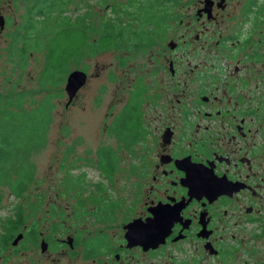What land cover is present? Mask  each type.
Instances as JSON below:
<instances>
[{
    "label": "flooded vegetation",
    "instance_id": "1",
    "mask_svg": "<svg viewBox=\"0 0 264 264\" xmlns=\"http://www.w3.org/2000/svg\"><path fill=\"white\" fill-rule=\"evenodd\" d=\"M186 1L169 50L117 78L130 84L112 126L126 163L118 142L98 166L109 180L128 169L130 193L86 196L75 211L48 200L57 210L42 222L32 211L29 226L18 208L17 257L29 245L30 264H264V0Z\"/></svg>",
    "mask_w": 264,
    "mask_h": 264
},
{
    "label": "rangeland",
    "instance_id": "2",
    "mask_svg": "<svg viewBox=\"0 0 264 264\" xmlns=\"http://www.w3.org/2000/svg\"><path fill=\"white\" fill-rule=\"evenodd\" d=\"M168 7V20L163 26L154 24H142L144 46L141 48L115 49L96 55H88L73 61L65 80L53 88L43 84V70L45 66V52L30 53L27 59H22L14 37L17 29L24 24L26 9L29 3L26 0H3L2 15L11 20L6 24L2 42V56L0 66V107L6 104H14L13 109L22 108L33 110L45 104L49 112L50 124L42 146H36L28 154H20L15 163L9 168L10 178L3 179L0 176V264H30L31 246L25 250L26 257H17L13 242L6 247L2 240L7 233V222L14 219L16 210L20 208L26 216V221L31 223L29 213L37 211L38 219L44 218L47 210L57 209L46 205L48 200H57L58 205L72 207V211L78 207L77 200L93 195H126L130 193L132 177L129 170L118 168L111 180L103 175L98 166L103 148H113L119 144L118 162L126 163V157L119 140L112 131L116 102L122 99L123 88L128 90L129 83L117 82V78L128 74V80L136 77V74L146 72L150 51L169 50L168 44L172 40L174 29L179 26V9L186 0H166ZM78 3V4H77ZM115 3L125 4L126 0H76L70 7L69 15L80 18L89 12L98 28L102 19L113 16L109 13L110 5ZM78 6H77V5ZM92 10V11H91ZM183 12V11H182ZM86 15V14H85ZM164 15V12H163ZM180 17V18H179ZM186 18V15L183 16ZM89 21V18H87ZM126 22H131L138 28V21L127 17ZM156 31L150 34L151 31ZM148 34V35H146ZM160 34V35H159ZM147 36V38H146ZM185 46L183 41H180ZM185 50H190V47ZM81 58V57H80ZM127 62V63H126ZM151 66V65H149ZM75 70H83L88 74L87 84L78 92L73 103L67 107L69 97L65 87L68 75ZM129 94L127 95V97ZM18 111V110H17ZM3 121L0 115V122ZM23 159V160H22ZM25 162L31 166V180L27 182V191L20 199L13 195L11 190L13 182L18 179L14 171ZM100 163V162H99ZM12 180V181H11ZM100 185V186H99ZM59 197V198H56ZM64 211L65 209L62 208ZM71 210L65 212L67 218ZM62 216L52 214V224L64 219ZM43 220V219H42ZM42 222V221H41ZM41 225V224H40ZM46 223L43 222L41 228ZM68 225V224H67ZM77 226V224H72ZM26 248V247H25ZM38 256L40 251L34 249ZM35 255V254H31ZM57 263L61 264V261Z\"/></svg>",
    "mask_w": 264,
    "mask_h": 264
},
{
    "label": "trees",
    "instance_id": "3",
    "mask_svg": "<svg viewBox=\"0 0 264 264\" xmlns=\"http://www.w3.org/2000/svg\"><path fill=\"white\" fill-rule=\"evenodd\" d=\"M26 1L30 5L26 9L24 24L18 28L14 40L20 45L18 52L24 60L30 53L45 52L43 84L53 88H58L64 82L69 66L75 60L110 50L127 49V45L129 49L141 48L145 43L141 25L165 23L168 16L166 0H126L125 4L110 5L109 13L113 16L104 17L96 28L93 15L89 12L82 19H74L68 14L76 0ZM127 17L138 21V28L131 22H126ZM10 107L16 108V105L6 104L2 113L0 111L3 118L0 122V176L8 180L11 176L9 168L18 155L28 154L34 147L42 146L50 124L45 104L33 110L19 107L12 110ZM111 162L110 154H103V164L108 174ZM30 169L31 166L25 162L14 169L21 178L13 182L11 190L15 196L22 197L27 191L24 178L31 180ZM1 202L0 196V204ZM21 213L20 222L25 224L26 220L23 212ZM6 226L7 233L2 242L8 247L14 242L18 226L15 219H9Z\"/></svg>",
    "mask_w": 264,
    "mask_h": 264
},
{
    "label": "water",
    "instance_id": "4",
    "mask_svg": "<svg viewBox=\"0 0 264 264\" xmlns=\"http://www.w3.org/2000/svg\"><path fill=\"white\" fill-rule=\"evenodd\" d=\"M4 17L0 16V24L1 27H4ZM88 82V74L82 70H75L68 75L67 82H66V93L69 97V101L67 106L71 105L78 92L87 84ZM22 235L18 236L15 241L13 242V246H15L21 239Z\"/></svg>",
    "mask_w": 264,
    "mask_h": 264
}]
</instances>
